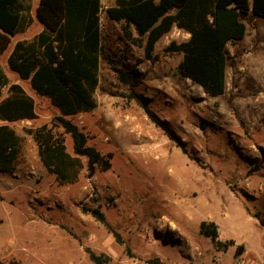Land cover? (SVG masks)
I'll return each mask as SVG.
<instances>
[{
	"label": "rangeland",
	"instance_id": "rangeland-1",
	"mask_svg": "<svg viewBox=\"0 0 264 264\" xmlns=\"http://www.w3.org/2000/svg\"><path fill=\"white\" fill-rule=\"evenodd\" d=\"M112 5L101 0L104 53L116 67L136 71V91L199 164L124 98L128 87L100 58L96 108L69 119L89 145L111 154L110 168H95L88 177L85 158L73 155L63 135L66 153L79 165L75 180L60 184L26 133L49 123L57 110L20 80L37 117L7 123L20 138V153L13 170L0 172V263L94 264L89 248L106 264H264V67L252 62L264 57L256 52L264 46V19L243 20L245 36L226 47L225 91L209 97L179 76L181 54L166 50L185 41L184 32L173 28L156 43L154 60H146L143 40L132 30L125 36L121 23L107 18L104 8ZM6 95L1 89L0 99ZM202 221L217 226L222 245L199 235Z\"/></svg>",
	"mask_w": 264,
	"mask_h": 264
},
{
	"label": "trees",
	"instance_id": "trees-1",
	"mask_svg": "<svg viewBox=\"0 0 264 264\" xmlns=\"http://www.w3.org/2000/svg\"><path fill=\"white\" fill-rule=\"evenodd\" d=\"M20 9V0H0V56L8 48L10 37L31 22L18 14ZM100 11V0H38L35 16L42 30L30 40L16 42L6 60L8 70L27 81L36 94L46 97L57 110L49 123L26 130L37 147L41 164L60 184L75 180L79 161L66 153L63 135H68L73 155L86 160L88 177L95 168H110L111 154L102 155L89 145L88 135L69 119L96 108L94 94L99 86L100 58L128 87L124 98L141 108L147 119L174 141L189 160L199 164V159L188 153L155 116L147 99L136 91V71L116 67L110 55L104 53L100 43ZM104 11L108 19L121 23L125 36L133 30L138 40L144 41L143 54L149 61L154 60L156 43L173 28L189 34L186 41L170 42L166 50L181 54L177 65L181 78L199 86L205 95L217 97L226 87L230 60L226 47L243 39L246 17L264 19V0H115ZM3 88L7 95L0 99V172L13 170L20 153V138L7 123L37 117L33 98L21 85L9 83L0 66V96ZM91 214L121 243L119 234L102 213L93 210ZM198 233L221 244L216 241L218 229L213 222H200ZM85 252L92 263L106 264L103 255L89 248ZM6 264L21 263L12 260ZM149 264L162 263L153 259Z\"/></svg>",
	"mask_w": 264,
	"mask_h": 264
},
{
	"label": "crops",
	"instance_id": "crops-1",
	"mask_svg": "<svg viewBox=\"0 0 264 264\" xmlns=\"http://www.w3.org/2000/svg\"><path fill=\"white\" fill-rule=\"evenodd\" d=\"M20 1H21V9L18 11V14L23 15V17H25L26 19L30 18L31 22L29 24L25 25L22 30L18 31L17 33H15L13 36L10 37V44H9L8 48L0 56V58L4 59V63H3L2 67H3V70H4L8 80H9V83H15V84H19V85H20V79L17 76V74L10 71V70H9V72H7L5 70V68L7 67L6 60L9 56V54L11 53V51L13 50V47H14L16 42L23 41V40H30V39L34 38L43 28L42 24L36 19V16H35V10H36L37 5H38V0H20ZM114 2H115V0H114ZM100 4H101V0H100ZM106 8L107 7H105L104 10ZM101 10H102V7H101ZM249 16H251V15H249ZM259 19H261V18H259ZM100 21L101 20H100V14H99V25H100ZM176 30L182 31L185 33V41L189 38V34H187L185 31L179 30L177 28H176ZM143 44H144V41H143ZM142 48H143V46H142ZM260 51L264 52V46L262 43L258 46V50L256 52H260ZM260 57H261L260 60H258V58H255L252 60L255 67H260V68L264 67V57L262 55ZM9 74L14 75L17 78V80H12L10 82L11 79H10ZM186 80H189V79H186ZM21 81H24V80H21Z\"/></svg>",
	"mask_w": 264,
	"mask_h": 264
}]
</instances>
